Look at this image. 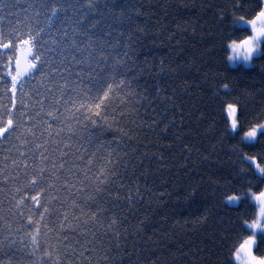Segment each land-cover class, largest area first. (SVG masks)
<instances>
[{
  "label": "trees",
  "instance_id": "1",
  "mask_svg": "<svg viewBox=\"0 0 264 264\" xmlns=\"http://www.w3.org/2000/svg\"><path fill=\"white\" fill-rule=\"evenodd\" d=\"M36 2L4 0L0 42L17 45L29 29L44 28L45 39L55 40L68 57L64 67L69 86L76 87V74L86 80L107 75L104 70L111 67L116 84L132 80V88L117 95H137L127 99L122 109L126 118L118 124L109 119V126L97 132L91 125L84 131L73 121L75 135L67 128L61 132L60 147L69 153L65 169L73 170L65 171L64 177L75 188L64 191L57 183V193H40L39 199L41 205L48 202L50 211L55 207L67 214L63 227L60 215L53 228L47 214L41 220L42 207L30 199L20 203L21 197L39 191L27 187L33 174L31 159L27 170L17 171L9 163L11 179L6 184L0 173V240L7 237L6 245L16 241L0 252L3 264H49L45 251L59 264H236L235 250L252 234L244 221L253 222L257 205L251 197L242 202H229L227 197L249 189L252 194L264 191V180L249 171L240 155L256 156L264 164L259 159L264 137L254 144L240 141L251 126L264 122V56L251 65H232L227 59L230 41L251 34L234 31L232 15L250 19V8L237 10V0H61L56 7L63 11L50 23V11L36 15ZM0 53L12 54L14 65L15 48ZM73 56L85 63H75ZM5 59L0 56V64ZM128 69V75L118 74ZM225 83L228 89L222 88ZM34 87L35 83L26 84L25 91ZM11 98L0 84V105L11 107ZM16 100L19 111L35 115L34 95L23 97L18 91ZM229 103L243 113L238 134L229 130ZM13 117L19 119L17 111ZM61 127L53 124L52 131ZM8 148L14 159L27 151L20 141H8L0 149V168ZM109 170L119 179L109 175L102 186L100 174ZM85 187L83 192L76 190ZM52 195L59 196L63 208L51 202ZM29 216L40 222V248L35 252L29 234L36 233ZM46 223L53 230L45 229ZM255 255L264 256V232L258 235Z\"/></svg>",
  "mask_w": 264,
  "mask_h": 264
},
{
  "label": "snow or ice",
  "instance_id": "2",
  "mask_svg": "<svg viewBox=\"0 0 264 264\" xmlns=\"http://www.w3.org/2000/svg\"><path fill=\"white\" fill-rule=\"evenodd\" d=\"M61 0H37L35 8L40 11L36 12L39 16L42 11H50L51 16L48 17L51 23L52 17H55L58 12L63 11L62 8L56 7L60 4ZM4 0H0V8L6 7ZM237 10H244L246 7L251 10V18L247 15L241 14L232 15V26L234 31L250 32L251 34L245 38L237 40H231L227 47L230 49L231 54L227 57L231 63H245L250 64L254 58L264 56V0H237ZM4 17L0 16V21H3ZM22 23V21H17ZM45 29L39 28L35 32L29 29V34L26 38L19 41L17 45H13L11 40L7 42H0V50H6L15 48L17 52L21 50L20 45L27 46L29 48L28 57H25L27 61V68L23 72L21 71L20 57L16 56L15 59V72L12 70L13 66V55L8 53H0V56L6 57L3 64H0V84H3L5 89L12 93L11 107L8 105H0L4 111L0 112V149L7 146V142L10 140H18L27 148L26 152H18L20 159H14L10 155L11 148H8L9 155L3 156L4 166L0 168V173H4L3 183H8L11 179L7 173V166L10 163L18 171L21 168L27 170L30 166L28 161L32 160L33 174L27 187L33 190L39 188L36 195L31 197H21L20 203L22 204L25 199H30L35 203L37 207H42L40 213L41 220L44 219L45 214L49 217V223L56 224V216L62 217L60 223L63 227L68 221L66 213L59 212L58 209L53 207L51 211L48 207V202L41 205L39 199L40 193L45 195L51 193H57V183L61 184L64 191H68L69 188H75V184H70L69 178L64 177V172H72V169H65L67 163L66 157L69 153L63 151L60 147L62 141L58 138L63 132L64 128L68 129V132L75 135L72 128V122L82 128L84 131L88 130V126L91 125L93 130L99 132L102 128L108 127L109 119L112 123H119L121 119L126 118V113L122 110L127 99H134L137 95L129 91L126 93L127 99L120 98L117 93L123 92L125 88H132V80L125 81L119 80L116 84V77L111 75L114 70L111 67H106L105 72L108 74H99L97 76H89L86 80L77 75V81L73 83L76 87H71L68 84V80L65 76L67 69L64 67L65 60L68 57L64 51L61 50L62 46L55 40L49 41L45 39ZM67 35V33H65ZM3 40V34L0 32V41ZM73 49L80 51L78 46L73 44ZM86 51V50H85ZM127 56V53H125ZM75 63L83 64L85 61H77L75 56L72 57ZM90 67V65H89ZM116 68H121L117 65ZM132 70L127 71L121 70L119 75H128ZM71 75V73H69ZM9 77L10 79H6ZM57 78L63 80L64 83L60 84ZM135 79V77H133ZM35 83L36 87L32 88L31 91H25V85ZM114 84L116 85L114 87ZM82 86V87H81ZM222 88L228 89L227 83L222 85ZM22 93L23 97L34 95L36 102L33 105L36 108L35 115L17 109V92ZM56 92L60 95L57 97ZM72 93V95H66ZM45 101L48 102L47 108L45 107ZM82 101V102H80ZM79 102V103H78ZM138 102V101H137ZM22 107L27 108L28 105L24 99L20 102ZM71 105V107H69ZM17 111L19 119H14L13 112ZM227 114L230 118L229 130L232 133L238 134V129H242L243 126L240 122V116L243 113L234 103L227 104ZM65 113H70V116H65ZM37 118L39 123H37ZM31 123V126H29ZM53 124L62 125L59 131H52ZM39 133V135H37ZM127 135V133H125ZM45 137H50L47 139ZM259 137H264V122L256 123L244 132V135L240 137V141L254 144L258 142ZM39 139L40 143H36ZM12 147H15L13 145ZM65 147H69L65 145ZM59 154V155H57ZM243 161L250 165L249 171L255 172L262 180H264V164L258 161L256 156L247 155L244 153L240 154ZM56 157V158H54ZM82 159V158H81ZM264 160V154H261L260 158ZM91 163V156L89 157V164ZM50 166V167H49ZM75 167V165L73 166ZM242 171H244L242 169ZM27 175V171H25ZM109 175L113 179H119V176L114 170L108 172H101L100 176L101 185H106L109 179ZM99 179V177H98ZM39 182V183H38ZM62 182V183H61ZM86 183V181L84 182ZM77 191H85V188L76 189ZM19 191V189H17ZM99 194V190H97ZM251 197L253 200H260L262 205V215H264V192H261L259 197L254 196L251 193V189L240 195H230L227 197L229 202H242L245 198ZM91 199V198H89ZM51 202L59 204L61 208L64 207L63 202L59 199L58 195H52ZM19 207V204L17 205ZM80 210V209H78ZM96 213H92L94 219ZM28 224L34 226L36 235H30L33 241L34 252L40 248V243L37 240V236L40 234V222L33 221L32 217L27 218ZM249 229H252V235L247 239H244L240 243L239 247L235 250V259L240 261V264H264V256L256 257L253 255L252 249L257 244L256 241V230L264 232V224L257 221H253L249 224L244 221ZM115 224V221L112 222ZM109 225V227L112 226ZM45 229L51 231L48 227V223L44 225ZM67 239V237H63ZM5 237L0 240V252L5 247H14L16 244L15 240L8 241L5 244ZM23 243V241H21ZM26 247V245H25ZM33 252V255H34ZM44 257L48 258L49 264H59L58 258H53V253L49 251L44 252ZM43 259V258H41ZM0 264L3 261L0 260Z\"/></svg>",
  "mask_w": 264,
  "mask_h": 264
},
{
  "label": "rangeland",
  "instance_id": "3",
  "mask_svg": "<svg viewBox=\"0 0 264 264\" xmlns=\"http://www.w3.org/2000/svg\"><path fill=\"white\" fill-rule=\"evenodd\" d=\"M20 48H21V50L18 52V56L20 57V61H21V71L23 72L27 68V61H26L25 57H28L29 48L27 46H24V45H21ZM28 59L30 60L31 58L28 57ZM231 64L232 65H238V64L251 65L252 62L250 64H245L243 62H241V63H231ZM12 70H13V72H15V63L12 66ZM228 118H229V116H228ZM229 121H230V118H229ZM253 195L256 196V197H259L260 193L259 194H253ZM254 202L257 205V215H256V218L253 221H257V222H259L261 224H264V215H262V205H261V202H260V200H254ZM249 224H251V223H249ZM252 232H253V230H252ZM260 233H263V232H260V231L256 230V241H257L258 235ZM255 247H256V245L252 249L253 255H255ZM234 260H235L236 264H240V261H238V260L235 259V254H234Z\"/></svg>",
  "mask_w": 264,
  "mask_h": 264
}]
</instances>
